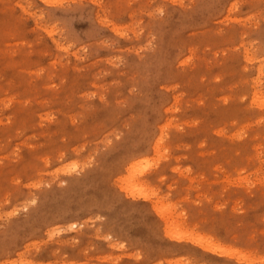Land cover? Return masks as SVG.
<instances>
[{
  "label": "rangeland",
  "instance_id": "1",
  "mask_svg": "<svg viewBox=\"0 0 264 264\" xmlns=\"http://www.w3.org/2000/svg\"><path fill=\"white\" fill-rule=\"evenodd\" d=\"M0 264H264V0H0Z\"/></svg>",
  "mask_w": 264,
  "mask_h": 264
}]
</instances>
